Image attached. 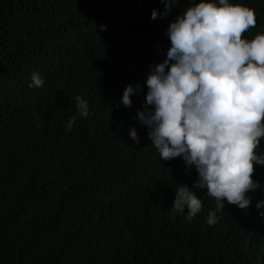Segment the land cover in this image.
<instances>
[{
  "label": "trees",
  "instance_id": "trees-1",
  "mask_svg": "<svg viewBox=\"0 0 264 264\" xmlns=\"http://www.w3.org/2000/svg\"><path fill=\"white\" fill-rule=\"evenodd\" d=\"M238 2L254 9L252 36L264 0ZM185 3L154 20L160 0H0V264H264V192L246 209L225 202L211 226L203 189L191 221L173 214L176 183L192 187L196 172L160 160L136 119ZM34 71L40 88L28 87ZM129 83L141 87L125 107ZM76 95L91 115L65 132ZM252 175L264 185V166Z\"/></svg>",
  "mask_w": 264,
  "mask_h": 264
},
{
  "label": "clouds",
  "instance_id": "clouds-1",
  "mask_svg": "<svg viewBox=\"0 0 264 264\" xmlns=\"http://www.w3.org/2000/svg\"><path fill=\"white\" fill-rule=\"evenodd\" d=\"M160 2L163 9L153 8L151 19L168 15L178 0ZM256 23L254 9L238 0H186L165 30L169 44L164 58L150 64L146 73L136 119L146 126L160 160L180 157L186 170H195L193 186L176 183L171 202V212L188 221L202 208L194 188L215 201L206 216L210 226L217 223L225 202L246 209L249 193L264 192L252 175L254 164L264 166V28L242 36ZM43 83L34 71L28 87ZM140 87L125 85L120 103L130 107ZM74 100L75 115L65 132L77 117L91 115L85 99L76 95ZM129 136L138 142L135 127L129 128ZM255 207L264 217V199Z\"/></svg>",
  "mask_w": 264,
  "mask_h": 264
}]
</instances>
